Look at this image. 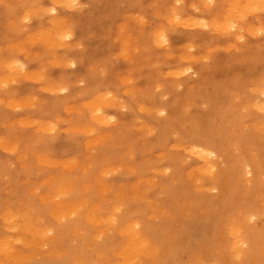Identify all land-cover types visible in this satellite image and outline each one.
<instances>
[{
	"label": "bare ground",
	"instance_id": "bare-ground-1",
	"mask_svg": "<svg viewBox=\"0 0 264 264\" xmlns=\"http://www.w3.org/2000/svg\"><path fill=\"white\" fill-rule=\"evenodd\" d=\"M80 5L81 0H0V45L10 43L12 48L11 52L0 50V118L6 119L8 128L6 135H0V149L8 153L0 160V179L3 169L12 163L49 164L50 158L16 146L17 129L25 128L26 140L33 148L39 141V148L50 153L52 145L59 144L56 153L62 158L63 176L84 174L91 165L98 167L108 158L125 162L135 157L138 175L147 173L148 177L151 165L164 166V188L169 194L183 193L210 206L213 199L209 193L218 186L226 199L240 193L244 196V220L264 218V203L257 202L264 197L260 179L264 176V152L255 148L263 139L238 129L242 121H253L258 129H264V0H93L88 10L91 26L96 28L101 21L111 25L113 38L107 37L115 41L109 47L111 55L104 54L101 42L88 43L79 53L68 51L61 61L53 53L56 60L51 64L75 67L60 68L54 77L42 71L46 54L33 51L35 47L21 62L9 57L20 48L17 39L29 35L45 18H49L51 29L39 37L42 45L57 44L66 52L82 42L78 21L50 16L58 6ZM112 13L116 21L129 15L128 23L111 24ZM170 42L180 44V56H170L175 51ZM209 58L212 61L207 64ZM115 59L123 61L124 69H117ZM224 65L230 74L224 73ZM181 86L184 90L176 93ZM165 95L170 98L162 102ZM235 100L241 109H250L256 116L233 111ZM123 109H129L123 117L128 119L117 123L116 113ZM144 110L150 111V116L141 124L138 119ZM139 123L143 130L136 133L133 127ZM174 136L170 144L169 138ZM70 142L76 143V154L66 156ZM236 144L242 145L243 152L234 153ZM154 147L162 153L152 158ZM171 148L177 152H170ZM92 150L96 153L89 152ZM187 159L192 163L185 164ZM192 164L197 165L195 171L200 176L184 186L182 174L187 168L192 174ZM224 180L230 184L226 192ZM45 199L50 202V216L63 223L70 204L52 196ZM94 209L88 207L90 220ZM4 215L16 217L9 209ZM50 232L49 226L35 218L16 217L0 242V264L19 263L30 246L52 239ZM263 232L264 219L255 229L232 225L228 233L235 252L232 258L244 252L249 238H260ZM116 233L128 249L145 244V234H155V227H140L137 222L118 228ZM223 235L217 232L212 242L222 245ZM146 248L138 247L135 254L144 256L151 249Z\"/></svg>",
	"mask_w": 264,
	"mask_h": 264
},
{
	"label": "rangeland",
	"instance_id": "rangeland-1",
	"mask_svg": "<svg viewBox=\"0 0 264 264\" xmlns=\"http://www.w3.org/2000/svg\"><path fill=\"white\" fill-rule=\"evenodd\" d=\"M92 1L81 0L80 8L58 6L55 13H50V16L57 14L59 18L67 21L72 19L78 21L83 30L80 44L78 42L76 46L67 48L66 52H63V48L57 44L42 45L39 37L44 31L49 32L51 29L49 18H45L42 23L34 25L29 35H22L17 39L20 48L17 53H10L9 57L21 62L28 55V50L35 47L33 51L41 50L46 54L45 62L43 61L45 68L42 71L54 77L64 66L51 64V62L56 59L63 60L62 57L66 58L68 51H71L70 53L84 51L88 43L101 42L104 54L108 52L111 55L109 47L115 42L107 39L110 35L113 38L111 25L101 21L98 27L92 28L88 12ZM128 14L131 15V13ZM115 15L112 13L110 16L111 24L121 26L128 23L129 15L119 21H116ZM31 23L30 20L28 24ZM72 38L71 36L70 39ZM74 38L77 37L74 36ZM70 39L65 40L64 44H68ZM9 45L10 43L0 45V50L11 52L12 48ZM169 45L175 48L170 55L172 58L181 55V50L178 48L180 44L170 42ZM211 61L212 58H209L206 63L209 64ZM116 62L115 66L118 70L124 69L122 60L117 59ZM164 66L161 65L162 68ZM222 67L224 73L230 74L226 65ZM64 68L72 70L75 67L65 66ZM256 69L260 71L259 67ZM79 85L83 86L84 83ZM183 90L184 87L181 86L176 93H181ZM247 90L246 87L244 91ZM169 98L170 95H165L162 102ZM232 110L236 113L256 116L252 115L253 112L250 109H241L237 100ZM128 111L129 109H123L116 113L117 123L128 119H123ZM141 116L142 118L138 121L143 124V118H148L150 111L144 110ZM140 123L133 127L134 132L140 133L143 130ZM5 125L6 119L0 118V135L8 133ZM238 129L243 132L251 131L257 139L262 138V144L256 145L255 148H259L256 151L264 152V129H258L253 121H242ZM25 130V128L17 129L16 146L25 152H38L50 160L49 164L41 162L34 167L28 163L21 166L12 163L3 169V178L0 179V242L5 238L7 225L12 223L16 217L18 220L21 217L35 218L40 224L49 226L51 229L49 235L52 239L41 240L34 247L30 246L26 256L17 264H264V232L260 238H249L247 245L243 247L244 252L232 258L235 252L231 249V238L228 235L230 227L237 224L255 229L261 227L264 219L255 218L251 222L244 220L247 210L242 204L244 196L241 193L237 197L226 199L217 186L209 193L213 199L210 206L202 205L192 196H185L183 193L169 194L164 188L167 181L164 166L151 165L147 169L148 177L147 173L146 176L138 175L136 173L138 159L135 157H128L129 161L125 162L108 158L98 167L91 165L89 171L84 174L74 172L63 176L60 170L62 158L56 153L59 144H51L50 153L39 148L38 144L41 143L39 141H36L35 148H33L34 146L26 140ZM169 139L171 144L176 137ZM68 144L70 149L66 156L75 155L76 143ZM235 146L237 149H233L234 153L243 152L242 145L236 144ZM89 152L96 153L95 150ZM150 152L152 158H155L162 153V150L154 147ZM170 152L176 153L177 151L171 148ZM251 153L255 154V151ZM7 156L8 153L0 149V160ZM185 162L188 164L191 159ZM219 166L221 167L222 164ZM190 167L194 168L192 174H189L190 169L187 168L181 177L184 186L191 184L194 177L200 176V173L195 171L196 164ZM49 179L53 181L51 184L48 182ZM260 179L264 182V176ZM84 183H88L89 186L84 188ZM229 185V181L224 180V185L222 184L224 192ZM47 196L70 204L63 223L58 224V220H53L50 216V202L45 199ZM257 202L264 203V197ZM90 205L95 208L92 212V220L87 218ZM7 209L15 214L14 219L9 216L5 217L4 212ZM218 219H222L224 224L220 221L218 225ZM137 222L140 227L154 226L155 234L146 233L145 236L148 239L145 244L141 246L134 244L126 249L124 240L117 235L116 231L120 227L126 228ZM220 231L224 232V243L219 246L213 243L212 239ZM146 245L151 249L147 250L144 256L135 254L138 247L147 249Z\"/></svg>",
	"mask_w": 264,
	"mask_h": 264
},
{
	"label": "snow or ice",
	"instance_id": "snow-or-ice-1",
	"mask_svg": "<svg viewBox=\"0 0 264 264\" xmlns=\"http://www.w3.org/2000/svg\"><path fill=\"white\" fill-rule=\"evenodd\" d=\"M66 39L68 38V37H65Z\"/></svg>",
	"mask_w": 264,
	"mask_h": 264
},
{
	"label": "clouds",
	"instance_id": "clouds-1",
	"mask_svg": "<svg viewBox=\"0 0 264 264\" xmlns=\"http://www.w3.org/2000/svg\"><path fill=\"white\" fill-rule=\"evenodd\" d=\"M242 39V38H241Z\"/></svg>",
	"mask_w": 264,
	"mask_h": 264
}]
</instances>
